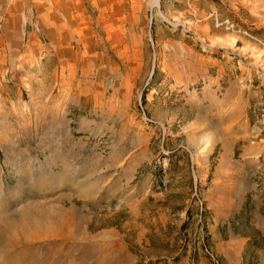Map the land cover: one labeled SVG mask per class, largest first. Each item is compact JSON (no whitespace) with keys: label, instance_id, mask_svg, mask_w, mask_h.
<instances>
[{"label":"rangeland","instance_id":"rangeland-1","mask_svg":"<svg viewBox=\"0 0 264 264\" xmlns=\"http://www.w3.org/2000/svg\"><path fill=\"white\" fill-rule=\"evenodd\" d=\"M36 207L59 264H264V0H0V218Z\"/></svg>","mask_w":264,"mask_h":264},{"label":"bare ground","instance_id":"bare-ground-1","mask_svg":"<svg viewBox=\"0 0 264 264\" xmlns=\"http://www.w3.org/2000/svg\"><path fill=\"white\" fill-rule=\"evenodd\" d=\"M68 214L63 209L36 207L2 216L0 264H59V257L65 253L58 236L70 226L65 222L61 225L59 218ZM64 236L67 241L72 238ZM42 238L47 244L39 243Z\"/></svg>","mask_w":264,"mask_h":264},{"label":"crops","instance_id":"crops-1","mask_svg":"<svg viewBox=\"0 0 264 264\" xmlns=\"http://www.w3.org/2000/svg\"><path fill=\"white\" fill-rule=\"evenodd\" d=\"M222 61V67L219 65L216 68V72L213 76V78L215 79V81L219 80L218 75L220 74V72H222V78L227 77L229 84H228V88L224 94V98L227 101H232V97L235 95V93L232 91V86L235 85L237 79L236 76L233 77L232 75V67L226 65L224 60ZM223 68V70H222ZM214 86V85H213ZM202 96L204 97V99L209 102L211 100H215V96L211 93V91L209 89H207L206 91H202ZM209 105V104H208ZM232 175V174H231ZM230 176V174H229ZM221 248L224 249L227 253V255L231 258L230 259V264H232V231H231V236L229 239H225V238H221Z\"/></svg>","mask_w":264,"mask_h":264},{"label":"built area","instance_id":"built-area-1","mask_svg":"<svg viewBox=\"0 0 264 264\" xmlns=\"http://www.w3.org/2000/svg\"><path fill=\"white\" fill-rule=\"evenodd\" d=\"M208 254H209V255H210V254L212 255V252L209 251ZM210 257H211V256H210Z\"/></svg>","mask_w":264,"mask_h":264}]
</instances>
